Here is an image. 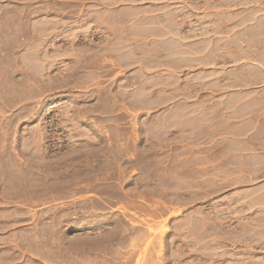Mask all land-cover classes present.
<instances>
[{"label": "rangeland", "instance_id": "1", "mask_svg": "<svg viewBox=\"0 0 264 264\" xmlns=\"http://www.w3.org/2000/svg\"><path fill=\"white\" fill-rule=\"evenodd\" d=\"M84 8L0 0L3 98L23 101L7 117L23 125L10 139L25 165L0 202L34 217L41 249L56 245L45 246L52 264H264V175L225 172L213 150L165 133L160 116L132 108L110 65L77 77L82 62L67 59L81 58ZM29 258L20 264H42Z\"/></svg>", "mask_w": 264, "mask_h": 264}, {"label": "crops", "instance_id": "2", "mask_svg": "<svg viewBox=\"0 0 264 264\" xmlns=\"http://www.w3.org/2000/svg\"><path fill=\"white\" fill-rule=\"evenodd\" d=\"M81 1L75 35L81 31L82 55L67 59L82 62L77 77H101L91 72L110 65L132 108L160 116L165 133L213 150L225 172L264 175V0ZM87 56L96 62L92 69ZM5 77L0 66V191L25 182L10 139L23 125L10 128L7 117L23 101L4 100ZM14 205L2 197L0 254L26 255L14 259L19 264L28 257L52 264L45 246L56 245L49 240L41 249L34 217H11Z\"/></svg>", "mask_w": 264, "mask_h": 264}]
</instances>
